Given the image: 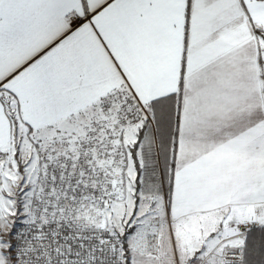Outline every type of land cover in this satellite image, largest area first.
<instances>
[{
  "label": "snow or ice",
  "instance_id": "6c2138e0",
  "mask_svg": "<svg viewBox=\"0 0 264 264\" xmlns=\"http://www.w3.org/2000/svg\"><path fill=\"white\" fill-rule=\"evenodd\" d=\"M0 264H264V0H0Z\"/></svg>",
  "mask_w": 264,
  "mask_h": 264
}]
</instances>
